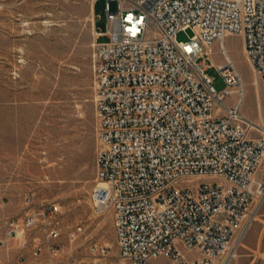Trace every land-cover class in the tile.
<instances>
[{"label":"built area","instance_id":"obj_1","mask_svg":"<svg viewBox=\"0 0 264 264\" xmlns=\"http://www.w3.org/2000/svg\"><path fill=\"white\" fill-rule=\"evenodd\" d=\"M95 1V0H94ZM112 3L115 8L112 9ZM105 29L94 28L96 177L92 210L111 212L118 260L110 264H226L264 198L254 178L264 158V127L241 114L245 89L225 39L241 35L264 83V0H106ZM193 36L177 41L180 31ZM105 38V40H102ZM217 42L227 88L207 74ZM235 91L231 106L223 101ZM257 131L259 137L252 138ZM33 194L23 202L32 205ZM58 208L43 204L0 221L21 247L39 222L35 262L58 264ZM76 225L69 241L84 233ZM108 257L107 245L92 244ZM196 257H188L189 253ZM0 264H3L0 262Z\"/></svg>","mask_w":264,"mask_h":264},{"label":"rangeland","instance_id":"obj_2","mask_svg":"<svg viewBox=\"0 0 264 264\" xmlns=\"http://www.w3.org/2000/svg\"><path fill=\"white\" fill-rule=\"evenodd\" d=\"M105 2L0 0V151L4 160L0 172L5 178L0 195L5 203H19L25 212L56 204L61 230L56 241L58 264L118 260L113 215L94 214L91 199L98 145L92 48L94 28L105 29ZM192 36L193 31L186 29L176 39L184 43ZM224 42L243 78L241 114L260 130L264 127V83L244 53L242 36L229 35ZM207 50V74L215 90H225L217 68L225 61L220 46L214 42ZM236 98L232 91L222 104L231 106ZM250 136L260 133L253 131ZM14 157L22 161L25 177L21 184L6 181L14 174ZM261 163L254 178L264 183V158ZM28 194L34 196L31 206L23 202ZM255 211L254 222L264 228V198ZM41 225L34 230L42 233ZM76 225L85 231L71 242L67 233ZM92 244L107 245L108 257L93 254Z\"/></svg>","mask_w":264,"mask_h":264},{"label":"crops","instance_id":"obj_3","mask_svg":"<svg viewBox=\"0 0 264 264\" xmlns=\"http://www.w3.org/2000/svg\"><path fill=\"white\" fill-rule=\"evenodd\" d=\"M15 153V152H14ZM19 153L20 151H16ZM19 159L21 157L19 156ZM14 174L10 175L6 180L7 183L21 184L24 182L25 174L22 171V161L14 157L12 161ZM4 167V160L1 158L0 151V169ZM5 182L3 174L0 172V184ZM27 212V211H26ZM25 209L19 203H5L0 195V221L11 217H23ZM255 217L251 220V224L239 238L235 245V255L229 257L226 264H264V228L259 223L254 222ZM254 222V223H253ZM36 229H32L28 234V245L21 247L20 241L16 238H8L4 227H0V262L3 264H16L19 257H23L25 262H35L32 254V244L41 242L44 233H40ZM38 233L39 235H35ZM54 244H59L54 242ZM58 263V262H57Z\"/></svg>","mask_w":264,"mask_h":264},{"label":"bare ground","instance_id":"obj_4","mask_svg":"<svg viewBox=\"0 0 264 264\" xmlns=\"http://www.w3.org/2000/svg\"><path fill=\"white\" fill-rule=\"evenodd\" d=\"M255 214H256V211L253 213L252 219L255 217ZM234 249H235V247L233 248L232 253L235 255Z\"/></svg>","mask_w":264,"mask_h":264}]
</instances>
